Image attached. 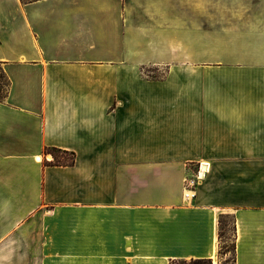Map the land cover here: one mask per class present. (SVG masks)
<instances>
[{"label": "crops", "instance_id": "1", "mask_svg": "<svg viewBox=\"0 0 264 264\" xmlns=\"http://www.w3.org/2000/svg\"><path fill=\"white\" fill-rule=\"evenodd\" d=\"M0 61V264L213 261L221 214L264 264V0H0Z\"/></svg>", "mask_w": 264, "mask_h": 264}, {"label": "rangeland", "instance_id": "2", "mask_svg": "<svg viewBox=\"0 0 264 264\" xmlns=\"http://www.w3.org/2000/svg\"><path fill=\"white\" fill-rule=\"evenodd\" d=\"M115 10H113V13L115 14ZM118 14H120V11H117ZM183 18L178 19V22L183 24ZM159 23V22H165L166 24H168V20H158V19H146L145 23L146 24H151V23ZM120 32L123 35H128L130 33V31L132 30L131 28V22L126 14V20L123 23V20L120 19ZM168 29V28H167ZM179 31V28H178ZM180 34L178 32L177 37H179ZM162 38L161 35H154V34H150V37L143 39L142 42H140V52L139 54H143L145 57L147 58H153V56L159 55L161 54V52L158 50L159 47L156 45H152V44H148V39H152L153 41H157V43H160L162 40H160ZM183 51H184V47H182L181 49L178 50V53H176L178 56L177 57H182L183 58ZM167 68L164 66L161 67H153V68H147L146 69V73H148L151 76L154 77H161L163 75L166 74ZM229 230L227 232V237L225 238V242L222 245H226L225 248L222 249V254L218 255L216 258L213 259V264H234V250H233V245H234V231L232 229V219L229 218ZM35 247H34V252L35 251ZM40 260L39 259H33L32 263L33 264H39ZM97 264H108V260H97L96 262ZM2 264H10L9 260H2Z\"/></svg>", "mask_w": 264, "mask_h": 264}, {"label": "trees", "instance_id": "3", "mask_svg": "<svg viewBox=\"0 0 264 264\" xmlns=\"http://www.w3.org/2000/svg\"><path fill=\"white\" fill-rule=\"evenodd\" d=\"M23 3H30L37 0H21ZM11 80L7 75L3 62L0 61V101L3 102L6 100L8 96V92L10 89ZM46 154L52 155V163L56 165H74L76 161V154L72 151L63 150L56 147H47ZM229 218L232 219V229L234 231V245L233 250L235 254V218L231 214H221L219 218V251L218 255L222 254V249L226 247V245H222L225 242V238L227 237V232L229 230ZM235 258V257H234ZM171 264H213L211 258H192L190 260H172Z\"/></svg>", "mask_w": 264, "mask_h": 264}, {"label": "built area", "instance_id": "4", "mask_svg": "<svg viewBox=\"0 0 264 264\" xmlns=\"http://www.w3.org/2000/svg\"><path fill=\"white\" fill-rule=\"evenodd\" d=\"M52 157V155H49ZM207 173V169L203 166H199L197 170L194 171V173L186 178L185 182V196L189 199H192L195 197L196 187L200 180H202Z\"/></svg>", "mask_w": 264, "mask_h": 264}]
</instances>
